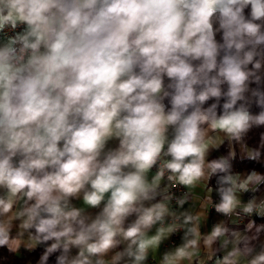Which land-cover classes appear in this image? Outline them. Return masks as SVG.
I'll list each match as a JSON object with an SVG mask.
<instances>
[{
  "label": "clouds",
  "instance_id": "clouds-1",
  "mask_svg": "<svg viewBox=\"0 0 264 264\" xmlns=\"http://www.w3.org/2000/svg\"><path fill=\"white\" fill-rule=\"evenodd\" d=\"M0 34V248L43 245L39 264H145L183 230L161 264H192L229 230L202 235L198 216H177L165 174L191 189L223 173L224 216L264 183L207 160L209 133L240 142L264 126V90L251 88L264 83V0H0ZM253 251L217 264H264Z\"/></svg>",
  "mask_w": 264,
  "mask_h": 264
},
{
  "label": "crops",
  "instance_id": "crops-1",
  "mask_svg": "<svg viewBox=\"0 0 264 264\" xmlns=\"http://www.w3.org/2000/svg\"><path fill=\"white\" fill-rule=\"evenodd\" d=\"M0 38H4L3 35H0ZM209 135L213 136V139L216 141L217 146L209 148L207 154V160H218L221 157L228 158L231 160L232 157L229 156L230 152H234L235 156H246L249 151H252L249 147H247L243 141L240 142L231 140L225 136L224 133H209ZM114 146V145H110ZM232 173H239L240 178L243 179L246 177L250 172L253 170H241V171H231ZM258 173V171H255ZM155 171L150 174L154 175ZM218 176V175H217ZM217 176L214 177L212 175L210 178L201 181L197 186L194 188H187L189 191L194 192L195 195L191 200L186 201L183 206H181V212H188L194 216L199 217V227L200 232L202 235H207L211 232L212 228L216 224H223L225 227L228 228V233L226 236L221 237L219 241L214 243L211 248H206L201 240L200 250L196 257H194L192 264H208L210 262H216L223 258L229 251H231L234 247L240 248L241 252L245 245L248 247L253 248V255L255 253L264 250V189H258V185L256 183H252L248 185L247 191H237L236 195L240 201L239 206L235 209V211L240 213L244 212V207L248 203L253 204L254 212L259 213L257 214V220L255 221V227H252L250 230H246V225H248L249 221L252 219H247L242 223H235L233 220H225L220 214L217 213H210L207 210V203L202 199L203 197L206 199H211L215 195V181ZM167 185L166 182L162 181V187ZM168 186V185H167ZM249 191L253 192L252 196H249ZM169 192V188H168ZM79 205V201L75 202ZM19 207V205L17 206ZM183 219V218H182ZM260 227V231H257V228ZM16 229L13 230V234H16ZM155 228L153 229V232ZM236 233V235H233ZM183 234V230L181 231L180 237ZM180 237L178 238L175 245L171 246L168 245L169 239H165L159 249L151 251L149 253V258L145 262V264H149L150 260H161L164 253L174 249L177 245L181 243ZM25 243H27V234L22 238ZM227 239L228 244L226 247H221L223 241ZM23 249H26L23 245H21L20 249L17 253H20ZM250 256L241 255L239 264H247ZM32 264V263H26ZM184 264H188V261H185Z\"/></svg>",
  "mask_w": 264,
  "mask_h": 264
},
{
  "label": "trees",
  "instance_id": "trees-1",
  "mask_svg": "<svg viewBox=\"0 0 264 264\" xmlns=\"http://www.w3.org/2000/svg\"><path fill=\"white\" fill-rule=\"evenodd\" d=\"M264 75V73H261ZM226 85L224 88L226 89ZM252 89L260 88L264 90V83L259 85L252 84ZM251 111L257 114L261 111L255 103L251 104ZM243 143L252 151H258L256 159H248L246 156H235L229 160L231 171L253 170L264 175V126H253L246 134L243 135ZM220 174V173H219ZM217 175H214V177ZM258 189H264V183L258 185ZM44 253V246L38 245L35 249L29 251L23 249L20 253L9 252L7 248H0V264H39L41 256ZM47 264H55V255L49 257Z\"/></svg>",
  "mask_w": 264,
  "mask_h": 264
},
{
  "label": "built area",
  "instance_id": "built-area-1",
  "mask_svg": "<svg viewBox=\"0 0 264 264\" xmlns=\"http://www.w3.org/2000/svg\"><path fill=\"white\" fill-rule=\"evenodd\" d=\"M0 35L4 36V34H0ZM153 170L155 171V169H153ZM218 175H224V174L220 173ZM164 181L168 185L169 193H171L172 197H173L169 206L173 211L176 212L177 216H179L181 205L178 204V201L181 199H184L185 201L191 200L197 194H195L192 191H189L187 188H185L183 186L177 185V186L173 187L172 182H169L167 180V173L165 174ZM218 186L219 185H218V176H217L216 181H215V186H214V188H215L214 197L211 199H206L204 197L202 198L207 203V210L210 213H217L215 211V205L219 202V199H220L218 192H217ZM248 195L252 196L253 192L249 191ZM217 214H220L225 220H227V221L233 220L235 223H242L247 219L257 220V214L254 211H253V214H251V215H249L247 213H240V212H237L235 210L229 216H224L221 213H217ZM181 222H182V217H180V219H176V217H170V218L166 219V223L180 224ZM181 231L182 230L177 232L175 235L171 236V238L168 241V245L173 246L176 244L178 238L180 237ZM149 264H161V260L152 259V260H150ZM208 264H217V263L216 262H210Z\"/></svg>",
  "mask_w": 264,
  "mask_h": 264
}]
</instances>
